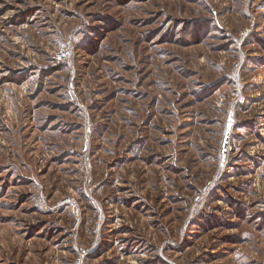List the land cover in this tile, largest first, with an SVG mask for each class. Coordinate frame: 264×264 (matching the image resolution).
<instances>
[{"label":"rangeland","instance_id":"374dc122","mask_svg":"<svg viewBox=\"0 0 264 264\" xmlns=\"http://www.w3.org/2000/svg\"><path fill=\"white\" fill-rule=\"evenodd\" d=\"M0 264H264V0H0Z\"/></svg>","mask_w":264,"mask_h":264},{"label":"water","instance_id":"95a60500","mask_svg":"<svg viewBox=\"0 0 264 264\" xmlns=\"http://www.w3.org/2000/svg\"><path fill=\"white\" fill-rule=\"evenodd\" d=\"M229 133L226 132V136H225V139H224V143H223V153L225 154L227 152V145H228V137Z\"/></svg>","mask_w":264,"mask_h":264},{"label":"built area","instance_id":"2783aa9c","mask_svg":"<svg viewBox=\"0 0 264 264\" xmlns=\"http://www.w3.org/2000/svg\"><path fill=\"white\" fill-rule=\"evenodd\" d=\"M57 56L59 57V59H62L65 57V52H59Z\"/></svg>","mask_w":264,"mask_h":264}]
</instances>
